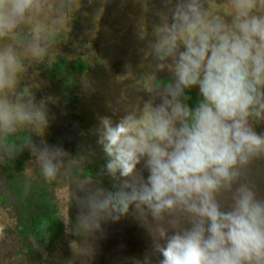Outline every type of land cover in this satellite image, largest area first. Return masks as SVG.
I'll use <instances>...</instances> for the list:
<instances>
[{"label":"clouds","instance_id":"clouds-1","mask_svg":"<svg viewBox=\"0 0 264 264\" xmlns=\"http://www.w3.org/2000/svg\"><path fill=\"white\" fill-rule=\"evenodd\" d=\"M164 4L151 31L137 33L149 61L145 95L97 117L104 162L94 179L71 172L83 152L48 143V101L22 86L26 61L57 43L63 16L30 23L50 12V0H0V166L27 151L45 180L71 175L69 227L86 241L133 218L150 245L131 264H264L255 178L264 163V0ZM30 187L26 179L25 194ZM76 255L91 264L94 249L85 243Z\"/></svg>","mask_w":264,"mask_h":264},{"label":"rangeland","instance_id":"rangeland-1","mask_svg":"<svg viewBox=\"0 0 264 264\" xmlns=\"http://www.w3.org/2000/svg\"><path fill=\"white\" fill-rule=\"evenodd\" d=\"M50 4L51 10L45 17H37L30 23H53L63 16V22L56 25L57 43L41 52L36 60L26 61L22 86L34 91L37 99L48 101L50 125L45 134L48 143L60 144L73 154L83 152L82 166L71 167V172L82 175L92 159L103 158L93 134L98 125L97 117L111 116L116 107L124 110L138 103L137 98L145 95L138 90L149 87V61L137 33L140 26L151 31L158 22L156 13L164 11L165 4L164 0H50ZM62 58L82 59L88 63V68L77 71L70 67L69 78L64 75L54 78L49 68ZM129 65L130 72L126 67ZM168 75L167 71L160 73L161 78ZM34 139L39 142V137ZM257 170L256 182L260 179L263 189L264 163L259 164ZM20 175L30 184L38 180L47 182L46 195L63 227V234L52 244H41L29 231L21 232V208L11 191L3 164L0 166V178L5 181L0 186V264H81L76 249L85 243L94 249L91 264H126L125 261L131 259L133 244L126 238L116 237L114 232L108 239L106 232L103 238L89 241L73 234L69 214L74 219L77 211L71 175L45 180L27 151ZM103 182L108 186L107 179ZM37 192L38 195L45 193L44 190ZM35 196L34 192L30 193L31 198Z\"/></svg>","mask_w":264,"mask_h":264},{"label":"trees","instance_id":"trees-1","mask_svg":"<svg viewBox=\"0 0 264 264\" xmlns=\"http://www.w3.org/2000/svg\"><path fill=\"white\" fill-rule=\"evenodd\" d=\"M70 67L77 71L86 70L88 68V63L82 59L70 61L66 58H62L50 66L49 73L54 78H58L61 75L69 78ZM191 95L193 96V100H195L196 91L193 90ZM23 135L24 133L20 134L21 137ZM24 160L25 152L22 153L16 160L4 163V169L6 171L11 191L16 197L22 212L19 226L22 227V233H27V231H29L31 236L36 239L37 242L41 244H52L59 240L63 234V227L53 213L52 204L49 197L46 195L48 193L46 188L48 184L46 181L38 180L34 184H30L31 187L28 193H24L22 184L25 181L20 175V171L24 167ZM103 162V158L100 156L96 159H92L89 162V165L83 170L82 176L99 179V177L95 175V172L99 169ZM259 180L260 179H258V185ZM260 188L263 191L264 188L262 189V185ZM38 190H44V195H38ZM33 192L36 196L31 198L30 193ZM104 228L105 233H109L106 239L110 238L114 232L116 237H122L124 240L126 238L128 243L131 245L133 244L129 254V258L131 259L127 257L129 260L125 261L126 264H131L132 258L142 257L149 248L148 244L150 242V238H148V241H145V238L148 236L147 232L131 217L123 218L119 222L115 223L109 222L104 225ZM135 240H138V242L136 243Z\"/></svg>","mask_w":264,"mask_h":264}]
</instances>
